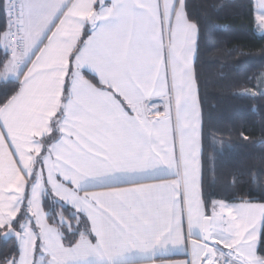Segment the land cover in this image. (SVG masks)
<instances>
[{
    "label": "crops",
    "instance_id": "crops-1",
    "mask_svg": "<svg viewBox=\"0 0 264 264\" xmlns=\"http://www.w3.org/2000/svg\"><path fill=\"white\" fill-rule=\"evenodd\" d=\"M21 9L23 46L4 49L20 84L0 106V228L13 230L27 190L24 205L38 195L46 222L47 195L76 214L63 233L50 222L57 231L36 229L32 264H216L204 252L209 217L214 247L241 264L213 236L220 217L201 199L197 29L183 1L21 0ZM145 101L162 114L149 117Z\"/></svg>",
    "mask_w": 264,
    "mask_h": 264
},
{
    "label": "trees",
    "instance_id": "trees-1",
    "mask_svg": "<svg viewBox=\"0 0 264 264\" xmlns=\"http://www.w3.org/2000/svg\"><path fill=\"white\" fill-rule=\"evenodd\" d=\"M182 1L187 19L197 29L193 72L201 119L200 193L205 213L210 216L218 203H264V32L256 29L254 2ZM7 25L6 5L0 0V73L9 58L2 44ZM88 35L86 26L80 43ZM19 84L20 79L0 76V106ZM27 196L28 192L25 201ZM43 209L48 222L63 231L75 222L73 209L48 195ZM24 210L15 218L13 230L20 232ZM6 232L0 228V264H10L21 252V237L5 239ZM256 254L264 259V215Z\"/></svg>",
    "mask_w": 264,
    "mask_h": 264
},
{
    "label": "rangeland",
    "instance_id": "rangeland-1",
    "mask_svg": "<svg viewBox=\"0 0 264 264\" xmlns=\"http://www.w3.org/2000/svg\"><path fill=\"white\" fill-rule=\"evenodd\" d=\"M253 2L256 29L258 32H264V0H253ZM9 41L10 40L8 38V33H6L4 37H2V44L3 47H5L4 49H6V47L9 48ZM15 65L16 58L9 57L3 67V70L0 73L1 79L7 80L15 77L16 75L14 72L19 71V68H17ZM43 179L44 178L42 177V181ZM30 180H32L30 184L33 183L32 187H37V189L40 190L41 183L39 185V182L41 181V178L39 174H37L36 176L31 174L29 181ZM25 195L26 190L24 191V199ZM34 201L36 202V207H33V205L30 204V207L27 208V206L24 205L25 200L22 204L23 206H21V209L25 207L26 210H24L26 213L25 215H23V217H26L27 215V218L19 221L20 232H18L20 233V235H22L20 243L21 252L10 264H26V260H30V256L32 258V264L35 256L33 255V251L31 253L30 242L34 241V238L37 239L38 237V235L35 236V234H37L36 229L38 230L39 228L41 230V233L43 232L44 228L46 229V231L47 229L51 231H57V228H52V226H50V224L46 222V215L44 214V212H42L43 210L40 209V199L38 198V195L37 199H35ZM27 209L29 212L27 211ZM211 215L213 217H220V224L221 218L224 216L226 217L228 229L227 233H223L219 226V230L221 233H213V236L218 239L219 243L222 246H224L235 255L238 262H240L241 264H264V259L259 258L256 254V248L264 215V203H255L248 201H240L236 203H218L213 207V212L211 213ZM46 224H49L48 228L45 227ZM3 229L6 230L7 228ZM60 231L62 233L64 232L62 230ZM42 238L43 237H41V240ZM36 244L37 242H35V245ZM38 246L40 247L39 251H41L42 247L40 245ZM215 248L219 249V247ZM223 251L224 253L226 252L227 256L229 255L230 258H232L233 264H237L234 260V257L228 251Z\"/></svg>",
    "mask_w": 264,
    "mask_h": 264
},
{
    "label": "built area",
    "instance_id": "built-area-1",
    "mask_svg": "<svg viewBox=\"0 0 264 264\" xmlns=\"http://www.w3.org/2000/svg\"><path fill=\"white\" fill-rule=\"evenodd\" d=\"M6 5V18L8 21L7 32L9 38V50L11 56L15 51H18L23 46V35L20 25L22 17L21 0H4ZM21 66V63H18ZM144 105L147 107V114L149 117H158L162 114V107H157L156 102L145 101ZM157 105V106H155ZM220 228L223 233H227L226 217L221 218ZM216 264H233L232 258L224 253L223 249H217Z\"/></svg>",
    "mask_w": 264,
    "mask_h": 264
},
{
    "label": "water",
    "instance_id": "water-1",
    "mask_svg": "<svg viewBox=\"0 0 264 264\" xmlns=\"http://www.w3.org/2000/svg\"><path fill=\"white\" fill-rule=\"evenodd\" d=\"M20 233L16 230H10L4 234L5 239H15L16 241H19L20 239ZM203 236L204 241L206 243V249H205V256H211L213 260H215V252H214V241L212 240V234H211V226H210V219L209 217H206L204 219V230H203Z\"/></svg>",
    "mask_w": 264,
    "mask_h": 264
}]
</instances>
